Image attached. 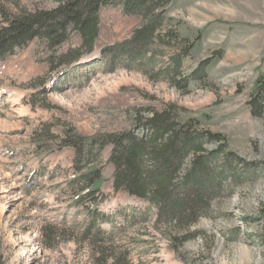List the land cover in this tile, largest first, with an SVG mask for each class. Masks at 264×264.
Returning a JSON list of instances; mask_svg holds the SVG:
<instances>
[{
  "label": "rangeland",
  "instance_id": "1",
  "mask_svg": "<svg viewBox=\"0 0 264 264\" xmlns=\"http://www.w3.org/2000/svg\"><path fill=\"white\" fill-rule=\"evenodd\" d=\"M56 6L57 0L0 3L11 14ZM98 16L94 51L77 63L59 65L81 44L71 30L54 51L34 39L0 60V260L93 264L81 237L85 214L68 186L76 172L74 150L59 148L63 133L118 132L130 127V108L175 105L181 122L195 120L198 128L224 137L222 144L206 145L208 153L219 151L215 170L231 154L233 171L222 188L197 221L178 233L195 237L178 245L171 240L174 231L151 212L124 230L123 214H116L113 225L102 228L122 229L116 244L128 249L133 264H264V111L254 117L249 106L264 89V0H171L164 31L176 32L192 48L184 56L178 44L153 46L156 68L147 73L136 66L110 72L101 57L106 46L129 38L141 18L124 15L118 4L102 6ZM179 56L182 75L193 77L186 90L163 74ZM110 150L101 152L105 201L99 210H144L146 202L113 191ZM49 226L55 229L48 239L42 230Z\"/></svg>",
  "mask_w": 264,
  "mask_h": 264
},
{
  "label": "trees",
  "instance_id": "2",
  "mask_svg": "<svg viewBox=\"0 0 264 264\" xmlns=\"http://www.w3.org/2000/svg\"><path fill=\"white\" fill-rule=\"evenodd\" d=\"M170 2L57 0V6L51 10L24 9L14 14L0 7V60L24 48L34 39L45 41L48 48L54 51L68 40L71 30L79 34L81 44L68 50L62 56L66 60H59V65L77 63L82 56L94 51L99 32V9L118 4L124 15L139 16L141 24L129 38L106 46L101 51L104 67L110 72L116 68L133 70L136 69L134 66L141 67L145 73L154 71L155 55H150L153 46L174 48L172 43L178 44L184 56L192 48L176 32L164 31V10ZM172 65V69L159 71H163L170 85L186 90L193 77L182 75L181 57L174 60ZM249 106L252 116H261L264 111V89L257 90ZM129 118L130 127L118 132L83 136L74 133L71 128L63 133L59 144L60 149L69 147L74 150L73 168L76 172L68 186L75 194L74 205L82 207L85 214L81 237L91 250L93 264H133L128 258V249L116 244L122 229L113 226L106 231L102 228V224L113 225L116 214H123V230L138 219L145 222L151 212L157 223L166 224L174 231L171 240L178 245L194 238L195 235L185 233L178 236V233L186 232L197 221L202 210L209 205L213 193L222 188V182L233 171L229 162L231 154L222 157V168L215 170L213 163L218 161L219 151L208 153L206 149L209 143L222 144L224 137L198 128L195 120L181 122L175 105L161 110L133 107L129 109ZM107 146L111 147L108 163L113 166V191L124 192L146 202L144 210L132 206L112 214L99 210L105 201L99 187L103 181L101 152ZM54 229L49 226L42 232L49 239L54 237ZM0 264H3L1 260Z\"/></svg>",
  "mask_w": 264,
  "mask_h": 264
},
{
  "label": "bare ground",
  "instance_id": "3",
  "mask_svg": "<svg viewBox=\"0 0 264 264\" xmlns=\"http://www.w3.org/2000/svg\"><path fill=\"white\" fill-rule=\"evenodd\" d=\"M3 202L1 203V207H0V213H2L3 211H2V209H3ZM23 252H25V251H23Z\"/></svg>",
  "mask_w": 264,
  "mask_h": 264
}]
</instances>
